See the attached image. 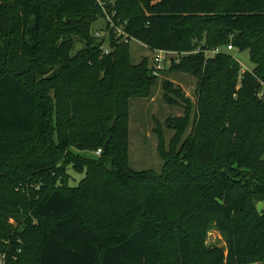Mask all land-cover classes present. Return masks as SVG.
I'll return each instance as SVG.
<instances>
[{"label":"trees","instance_id":"obj_1","mask_svg":"<svg viewBox=\"0 0 264 264\" xmlns=\"http://www.w3.org/2000/svg\"><path fill=\"white\" fill-rule=\"evenodd\" d=\"M151 51L189 54L193 102L159 130L161 174L130 167L131 100L159 76L94 36V0H0V256L5 264H264V0H116ZM81 44L82 48L77 50ZM232 45L249 51L243 71ZM115 125L111 129V124ZM190 135L184 140L188 129ZM108 144V148H106ZM102 150L99 158L80 153ZM84 173L71 187L69 170ZM212 230L226 248L207 244Z\"/></svg>","mask_w":264,"mask_h":264},{"label":"rangeland","instance_id":"obj_2","mask_svg":"<svg viewBox=\"0 0 264 264\" xmlns=\"http://www.w3.org/2000/svg\"><path fill=\"white\" fill-rule=\"evenodd\" d=\"M104 27L105 21L101 19L93 25L92 32L102 30ZM130 47L134 64H138L144 59H148L152 63L153 53L145 45L132 40ZM81 48L82 45L79 44L76 51ZM230 53L239 62L243 71L253 70L254 64L251 62L249 51L239 52L234 50ZM169 68V64H167L166 70L160 73L150 97L131 100L128 158L132 171L136 173L149 171H154L158 174L162 173L165 159L159 152L160 139L158 132L161 129L167 147H169V143L176 132L169 129L165 125V122L169 117H180L184 114V109L181 106H170L166 103L164 99V82L169 81L175 87H181L193 102L196 100V78L185 73H171L168 71ZM191 130L192 127L188 129L184 140L190 135ZM80 154L88 158L100 157L98 151ZM69 174L72 176L70 181L71 187L78 186L80 181L85 177L84 173L75 172L72 168L69 170ZM207 244L209 246L226 248L224 237L216 230L210 232Z\"/></svg>","mask_w":264,"mask_h":264},{"label":"built area","instance_id":"obj_3","mask_svg":"<svg viewBox=\"0 0 264 264\" xmlns=\"http://www.w3.org/2000/svg\"><path fill=\"white\" fill-rule=\"evenodd\" d=\"M96 3L102 8L104 13V21L105 27L102 30H98L94 32V36L100 39H105L106 42L102 47L103 53L105 55L110 52V38L113 36L115 40H119L120 42H129L130 37L124 29V24L116 19V10L115 4L116 0H94ZM235 48L232 45L227 46L226 48H217L211 52H207V57H214L223 52H231L234 51ZM152 72L155 76H159L160 73L166 70V65L169 64V67L172 64H179L181 57L187 56L189 54H180L178 52H170V51H152ZM260 97L264 98V90L260 93ZM102 150L98 151L100 155ZM0 264H5L4 258L0 256Z\"/></svg>","mask_w":264,"mask_h":264},{"label":"water","instance_id":"obj_4","mask_svg":"<svg viewBox=\"0 0 264 264\" xmlns=\"http://www.w3.org/2000/svg\"><path fill=\"white\" fill-rule=\"evenodd\" d=\"M114 123H115V120H114L113 123H112L111 129H113V127H114ZM106 148H108V144H106Z\"/></svg>","mask_w":264,"mask_h":264},{"label":"crops","instance_id":"obj_5","mask_svg":"<svg viewBox=\"0 0 264 264\" xmlns=\"http://www.w3.org/2000/svg\"><path fill=\"white\" fill-rule=\"evenodd\" d=\"M146 47V46H145ZM147 48V47H146ZM153 53V52H152Z\"/></svg>","mask_w":264,"mask_h":264}]
</instances>
